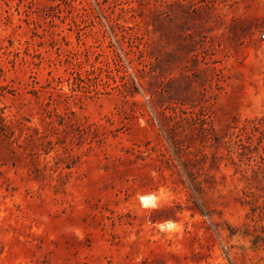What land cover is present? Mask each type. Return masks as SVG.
I'll use <instances>...</instances> for the list:
<instances>
[{
  "label": "rangeland",
  "instance_id": "rangeland-1",
  "mask_svg": "<svg viewBox=\"0 0 264 264\" xmlns=\"http://www.w3.org/2000/svg\"><path fill=\"white\" fill-rule=\"evenodd\" d=\"M263 30L264 0H0V264H264Z\"/></svg>",
  "mask_w": 264,
  "mask_h": 264
},
{
  "label": "bare ground",
  "instance_id": "bare-ground-1",
  "mask_svg": "<svg viewBox=\"0 0 264 264\" xmlns=\"http://www.w3.org/2000/svg\"><path fill=\"white\" fill-rule=\"evenodd\" d=\"M142 200H144L145 202L149 201V196H142Z\"/></svg>",
  "mask_w": 264,
  "mask_h": 264
},
{
  "label": "built area",
  "instance_id": "built-area-1",
  "mask_svg": "<svg viewBox=\"0 0 264 264\" xmlns=\"http://www.w3.org/2000/svg\"><path fill=\"white\" fill-rule=\"evenodd\" d=\"M260 37L264 39V30L261 32Z\"/></svg>",
  "mask_w": 264,
  "mask_h": 264
}]
</instances>
